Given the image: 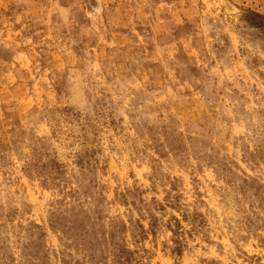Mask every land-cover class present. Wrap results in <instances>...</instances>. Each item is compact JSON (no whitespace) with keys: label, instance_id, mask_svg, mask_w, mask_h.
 <instances>
[{"label":"rangeland","instance_id":"rangeland-1","mask_svg":"<svg viewBox=\"0 0 264 264\" xmlns=\"http://www.w3.org/2000/svg\"><path fill=\"white\" fill-rule=\"evenodd\" d=\"M0 264H264V0H0Z\"/></svg>","mask_w":264,"mask_h":264}]
</instances>
